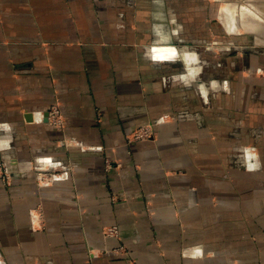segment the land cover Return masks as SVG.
Returning a JSON list of instances; mask_svg holds the SVG:
<instances>
[{"label":"crops","instance_id":"obj_1","mask_svg":"<svg viewBox=\"0 0 264 264\" xmlns=\"http://www.w3.org/2000/svg\"><path fill=\"white\" fill-rule=\"evenodd\" d=\"M174 7L0 0V264H264V46Z\"/></svg>","mask_w":264,"mask_h":264},{"label":"rangeland","instance_id":"obj_2","mask_svg":"<svg viewBox=\"0 0 264 264\" xmlns=\"http://www.w3.org/2000/svg\"><path fill=\"white\" fill-rule=\"evenodd\" d=\"M174 2V9L181 16L179 23L185 30L189 27L191 31L190 35L183 31L185 39L190 41L194 39L197 48L203 47L205 40H209V35H212L213 39L220 33L224 37L227 36L229 44L231 41L240 43L242 40L245 46L254 43L264 46V0H174ZM223 24L226 25L225 28ZM142 130L140 127L133 131L129 140L145 141L155 137V130L148 136L144 134L140 136ZM106 166L109 168L110 163L106 162ZM3 174L5 185H9L10 176L6 171ZM58 175L60 171L57 170L39 171L38 183L51 184ZM119 233L116 226L103 229L105 238L119 237Z\"/></svg>","mask_w":264,"mask_h":264},{"label":"built area","instance_id":"obj_3","mask_svg":"<svg viewBox=\"0 0 264 264\" xmlns=\"http://www.w3.org/2000/svg\"><path fill=\"white\" fill-rule=\"evenodd\" d=\"M49 124L52 127L55 128H63L65 125V120L63 117V114L61 112V110L59 109V107L57 106H53L50 110H49ZM142 132L140 134V136H142V134L148 136L149 134L153 133V126L149 125V126H144L142 127ZM66 146H70L71 142H65ZM45 178V177H44Z\"/></svg>","mask_w":264,"mask_h":264},{"label":"clouds","instance_id":"obj_4","mask_svg":"<svg viewBox=\"0 0 264 264\" xmlns=\"http://www.w3.org/2000/svg\"><path fill=\"white\" fill-rule=\"evenodd\" d=\"M5 127H6V125H5ZM253 167H255V165H249V169L251 170Z\"/></svg>","mask_w":264,"mask_h":264}]
</instances>
